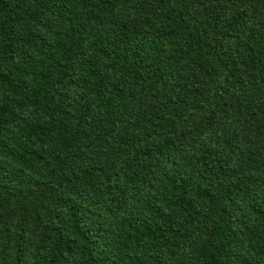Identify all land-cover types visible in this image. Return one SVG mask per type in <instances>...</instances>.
I'll use <instances>...</instances> for the list:
<instances>
[{"label":"trees","instance_id":"1","mask_svg":"<svg viewBox=\"0 0 264 264\" xmlns=\"http://www.w3.org/2000/svg\"><path fill=\"white\" fill-rule=\"evenodd\" d=\"M0 264H264V0H0Z\"/></svg>","mask_w":264,"mask_h":264}]
</instances>
